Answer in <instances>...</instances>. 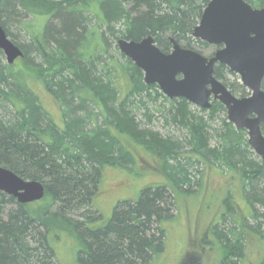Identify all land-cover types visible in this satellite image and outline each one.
<instances>
[{
	"label": "trees",
	"instance_id": "obj_1",
	"mask_svg": "<svg viewBox=\"0 0 264 264\" xmlns=\"http://www.w3.org/2000/svg\"><path fill=\"white\" fill-rule=\"evenodd\" d=\"M244 1L264 8V0ZM208 3L0 0V26L24 54L23 70L0 61V166L46 188L42 201L28 205L0 194V264H59L53 242L62 233L77 239L79 264H151L164 254L165 223L174 219L176 208L173 191L166 186L147 187L137 201L118 203L109 222L95 228L102 216L93 199L106 170H129L136 164L129 144L157 153L176 190L192 187L194 164L215 165L236 174L252 218L257 222L264 218L256 211L257 205L264 207V159L249 146L247 132L236 130L225 116L218 127L212 125L216 112H226L219 102H212L209 120L204 117L206 110L194 113L185 100L169 102L156 85L143 82L142 71L117 47L119 39L153 36L164 53L172 49L170 37L187 49L207 48L192 33ZM26 15L46 17L47 23L36 34L22 21ZM14 24L30 37L28 42L17 44L11 31ZM111 40L116 44L113 51ZM94 42L97 46L92 48ZM233 75L224 65L214 69L215 78L234 96L246 97L243 86L237 93L232 91L229 76ZM124 79L129 84L126 89ZM38 81L60 106L61 126L32 89ZM152 93L170 104L165 120L186 132L182 141L140 128L131 98ZM224 204L221 223L211 229L223 252L221 264H245V236L251 224L235 217L230 195ZM229 219L233 226L227 227Z\"/></svg>",
	"mask_w": 264,
	"mask_h": 264
},
{
	"label": "rangeland",
	"instance_id": "obj_2",
	"mask_svg": "<svg viewBox=\"0 0 264 264\" xmlns=\"http://www.w3.org/2000/svg\"><path fill=\"white\" fill-rule=\"evenodd\" d=\"M46 1L59 2L65 0ZM25 17L22 21L30 26L36 34L47 23V18L43 16L26 15ZM94 22L93 19H90L91 25H94ZM11 31L16 37L17 44L22 45L30 40V37L22 32L16 24H14ZM181 44L185 45L184 43ZM92 45V48L97 46L95 42ZM115 46L116 44L111 40L110 49L112 51L116 49ZM221 47L208 45L207 48H203L196 45L193 46V50L206 57H211ZM111 55H114V53H111ZM0 61L4 65L7 64L4 54L0 56ZM22 62V59L16 60L13 69L23 70ZM229 82L233 86L232 91L234 93L238 92L239 86H243L240 77L236 74L229 76ZM222 84L226 87L223 82ZM31 87L43 109L61 126L63 123L61 108L54 98L39 81L32 83ZM122 87L123 89L129 87L125 79L122 80ZM226 88L230 91L228 87ZM245 89L246 97L250 96L249 89ZM124 92H127V90ZM235 96L240 98L241 94H235ZM154 97L155 93H152L151 97L140 98L136 96L131 98L130 106L140 128L157 133L162 138H174L182 141L187 136L186 132L181 128H177L174 124L166 123L165 120L166 110L170 108V104L161 98L155 99ZM168 101L172 102L173 100L168 99ZM189 104L192 112L195 113V110H200L199 107ZM210 110H206L207 113L204 115L208 120L210 119ZM224 116L228 121L227 111L222 114L216 112L212 118V125L218 127ZM211 144L215 145V142L212 141ZM128 146L136 156V164L129 170L114 168L106 170L99 192L93 199L95 210L102 216V219L95 224V228L102 227L109 222L118 203L137 201L141 192L147 187L166 186L173 191L176 201V208L173 212L174 219L165 223L166 249L164 254L154 258L151 264H221L223 252L219 243L212 236L211 229L215 224L221 223L226 211L224 203L230 195L236 210L234 212L235 217L239 220L246 218L251 224L246 230L244 262L245 264L261 263L264 257V218L262 217L260 222L252 218V209L243 195L241 179L236 174L215 165L194 164V167L191 168L192 187L176 190L164 174L163 161L157 153L139 145L129 144ZM10 208L13 207L10 206ZM256 208L258 213L264 214L263 206L257 205ZM231 221L230 219L227 220V227L233 226ZM257 226H261V228L257 229ZM258 230L260 232H257ZM68 235L70 234L62 233L54 240L53 246L56 258L59 264H79L77 261L79 248L77 239Z\"/></svg>",
	"mask_w": 264,
	"mask_h": 264
},
{
	"label": "water",
	"instance_id": "obj_3",
	"mask_svg": "<svg viewBox=\"0 0 264 264\" xmlns=\"http://www.w3.org/2000/svg\"><path fill=\"white\" fill-rule=\"evenodd\" d=\"M192 36L208 45L222 46L211 57L183 48L174 38L172 49L164 53L153 36L140 41L119 39L117 47L142 71L143 82L156 85L168 99H183L203 110L219 102L227 111L229 123L245 130L253 152L264 159V8L257 9L244 0H210ZM0 51L7 64L23 58L21 49L8 38L0 26ZM226 66L239 75L251 95L234 96L214 76L216 65ZM16 199L20 205L42 201L45 185L20 178L0 166V194Z\"/></svg>",
	"mask_w": 264,
	"mask_h": 264
},
{
	"label": "flooded vegetation",
	"instance_id": "obj_4",
	"mask_svg": "<svg viewBox=\"0 0 264 264\" xmlns=\"http://www.w3.org/2000/svg\"><path fill=\"white\" fill-rule=\"evenodd\" d=\"M209 1H210V0H209ZM263 82H264V80H263ZM263 82H262V83H263ZM261 90L264 92V89H262V85H261ZM240 98H244V97H240Z\"/></svg>",
	"mask_w": 264,
	"mask_h": 264
}]
</instances>
